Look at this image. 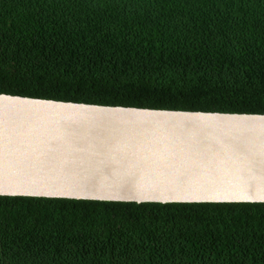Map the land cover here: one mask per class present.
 <instances>
[{
    "label": "trees",
    "instance_id": "obj_1",
    "mask_svg": "<svg viewBox=\"0 0 264 264\" xmlns=\"http://www.w3.org/2000/svg\"><path fill=\"white\" fill-rule=\"evenodd\" d=\"M0 93L264 114V0H0ZM0 264H264V202L0 195Z\"/></svg>",
    "mask_w": 264,
    "mask_h": 264
},
{
    "label": "water",
    "instance_id": "obj_2",
    "mask_svg": "<svg viewBox=\"0 0 264 264\" xmlns=\"http://www.w3.org/2000/svg\"><path fill=\"white\" fill-rule=\"evenodd\" d=\"M0 195L264 202V114L0 93Z\"/></svg>",
    "mask_w": 264,
    "mask_h": 264
}]
</instances>
